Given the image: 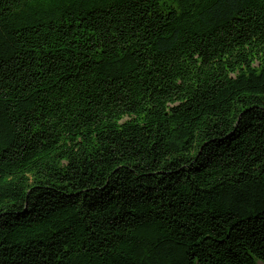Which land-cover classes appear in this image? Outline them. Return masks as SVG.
<instances>
[{"label":"trees","instance_id":"16d2710c","mask_svg":"<svg viewBox=\"0 0 264 264\" xmlns=\"http://www.w3.org/2000/svg\"><path fill=\"white\" fill-rule=\"evenodd\" d=\"M0 264H264V0H0Z\"/></svg>","mask_w":264,"mask_h":264}]
</instances>
